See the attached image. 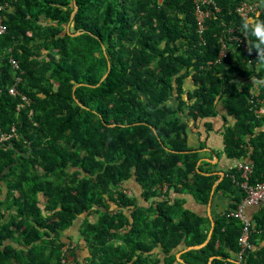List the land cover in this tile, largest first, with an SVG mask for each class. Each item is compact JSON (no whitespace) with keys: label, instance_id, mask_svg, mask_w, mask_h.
Masks as SVG:
<instances>
[{"label":"trees","instance_id":"16d2710c","mask_svg":"<svg viewBox=\"0 0 264 264\" xmlns=\"http://www.w3.org/2000/svg\"><path fill=\"white\" fill-rule=\"evenodd\" d=\"M244 2L258 0H0V131L16 129L0 144V264H237L239 219L213 215L208 243L183 251L207 239L211 219L158 186L209 202L220 175L198 165L206 141L188 134L200 122L209 133L220 113L225 152L264 182V64L238 31ZM132 178L146 204L125 192ZM242 180L233 167L216 186L228 210ZM259 206L245 210L241 264H264ZM80 219L77 243L65 241Z\"/></svg>","mask_w":264,"mask_h":264},{"label":"crops","instance_id":"0c3cea01","mask_svg":"<svg viewBox=\"0 0 264 264\" xmlns=\"http://www.w3.org/2000/svg\"><path fill=\"white\" fill-rule=\"evenodd\" d=\"M18 77L20 78L19 81L17 79V76H15V84L14 85H16V87H17L16 83L21 81V77L19 75H18ZM186 87H192L191 80L188 79L186 81ZM209 121L214 122V128L212 131L207 133L202 125H200V129H196L195 127H192V129L195 133L189 132L188 138L190 140L191 145L198 146L200 144V140H199V136L197 133L200 132L199 134H201V139L206 141V145H205L204 149L202 150V152L204 154L203 158L208 159V161H206V162L211 163L209 166L211 171L208 172L207 174L218 173L220 175V178L215 183L218 185V183L223 179L225 174L230 169H232L233 167H239V165L245 161L244 160L243 161L238 160L235 158H229V156L225 152L224 138L222 135V129H223L222 126L224 125V120L222 118V114L220 113L219 116H217L213 119H210ZM203 161H205V160H203ZM217 185H215V189H216ZM125 187L126 188L128 187L134 193V195L138 197L139 203L141 205L147 203L141 197L142 187H141L140 183H137L134 178L127 181V183H125ZM6 190H7V188L3 186L2 190H1V194H0V200L4 198ZM167 192H168V196H169L168 198L170 199L171 203L174 202L176 199H182L184 201V206L186 208L196 212L197 214H199L201 216H208L209 217V215H208V208H209L208 203L209 202L207 204H201L196 200V198L194 197V195L192 193L175 191L174 189H169V186H168ZM163 195L164 194L162 193V196ZM210 200H211V205H210L211 208L210 209H211L212 216L215 214H218V213L222 214L225 211H227L229 209V206H230L229 204L231 203V199L228 196H226L220 190L219 191L214 190V193H213L212 197L210 198ZM257 207H260V206L258 205L254 208L249 207V209L246 208L248 215L252 216L253 213H255L257 211V209H258ZM96 218H97L96 216H94V217L91 216L90 220L94 221ZM80 225H81V219L78 220L73 225L72 229H69L66 231L65 241H68L70 243V242H74L75 240L79 239V237H80V234H79ZM211 226H212V223H211ZM73 228H75V229H73ZM76 243H77V241H76Z\"/></svg>","mask_w":264,"mask_h":264},{"label":"built area","instance_id":"2783aa9c","mask_svg":"<svg viewBox=\"0 0 264 264\" xmlns=\"http://www.w3.org/2000/svg\"><path fill=\"white\" fill-rule=\"evenodd\" d=\"M2 5L0 4V11H1ZM199 8V7H198ZM237 11L239 14L244 17H260V13L262 9L259 7L258 2H244L241 5L238 6ZM206 13L202 10L198 9L197 11V21H198V30L200 33H203L205 30V21ZM234 29H230V32H233ZM6 32V26L2 23L1 17H0V34H3ZM222 48L219 54V58L217 61L222 60L223 58L227 57L229 53V48L226 44V40L223 38L221 39ZM11 62L15 68H19V63L15 59H11ZM18 81L20 78L17 76ZM9 93L12 95H18L19 91L16 87V85H12L9 87ZM22 100L26 102L27 104L30 103V99L22 95ZM20 109V106L17 107ZM33 110H30V115H32ZM14 132H16L15 127L12 128L11 133L7 132H1L0 131V144L4 143L5 141L9 140L11 137L14 136ZM242 172V178L243 180L240 182H237L239 184L240 188L242 189L241 193H243V198L241 202L239 203L238 207L235 209H230L224 212L225 216L227 217H234L239 219L243 223V229L241 236L239 238V243L242 247L241 253L238 255V262L237 264H241V258L243 257L242 253L246 250V248L251 247L252 244L250 242V235H251V221L249 217L247 216L245 210L247 207L250 206H257L264 202V182L259 183H251L250 182V174L253 170L252 165L247 162H243L238 167ZM162 192H166L168 190V185L163 184L158 187ZM126 193L132 194L131 191L125 190Z\"/></svg>","mask_w":264,"mask_h":264},{"label":"clouds","instance_id":"9594fccd","mask_svg":"<svg viewBox=\"0 0 264 264\" xmlns=\"http://www.w3.org/2000/svg\"><path fill=\"white\" fill-rule=\"evenodd\" d=\"M258 4L264 9V0H258ZM238 31L246 41L248 55L255 54V61L264 64V19L242 16Z\"/></svg>","mask_w":264,"mask_h":264},{"label":"water","instance_id":"95a60500","mask_svg":"<svg viewBox=\"0 0 264 264\" xmlns=\"http://www.w3.org/2000/svg\"><path fill=\"white\" fill-rule=\"evenodd\" d=\"M77 5H75V10L72 12V14H71V20L73 19V17H74V15H75V13H76V10H77ZM69 26V25H68ZM80 32H77L76 33V35L77 34H79ZM107 76V74H105V76L103 77V79L105 78ZM203 160H205V161H208V159L207 158H201L199 161H198V165L203 161ZM217 185V184H216ZM214 190H215V185L213 186V189H212V192H211V194L213 195V193H214ZM212 195H211V197H212ZM209 208H208V215H209V217H210V219H211V223H212V226H211V229H210V231H209V234H208V237H207V239L203 242V243H201V244H197V245H191V246H188L186 249H184L183 251H186V250H189V249H198V248H201V247H203L204 245H206L207 243H208V241L210 240V238H211V236H212V232H213V230H214V225H215V221H214V218H213V216H212V214H211V207H210V205H211V200L209 201ZM182 251V252H183ZM182 252H179L177 255H178V258L180 259V256H181V253ZM215 257V256H214ZM214 257H211V259H210V263L212 262V260H213V258ZM180 261H182V259H180Z\"/></svg>","mask_w":264,"mask_h":264},{"label":"rangeland","instance_id":"374dc122","mask_svg":"<svg viewBox=\"0 0 264 264\" xmlns=\"http://www.w3.org/2000/svg\"><path fill=\"white\" fill-rule=\"evenodd\" d=\"M202 123L200 122V123H198V125H201ZM190 132V131H189ZM126 190H128V191H131L128 187L126 188ZM132 192V191H131ZM138 199V198H137ZM77 222V221H76ZM73 227V226H72ZM72 227L70 228V229H72ZM76 227V226H75ZM73 229H75V228H73ZM72 232V231H71ZM79 234H80V230H79ZM76 241H78V240H75L74 242H75V244H76Z\"/></svg>","mask_w":264,"mask_h":264}]
</instances>
